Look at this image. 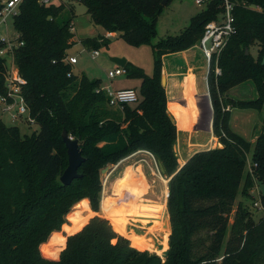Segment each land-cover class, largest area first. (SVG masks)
<instances>
[{"label": "trees", "instance_id": "trees-1", "mask_svg": "<svg viewBox=\"0 0 264 264\" xmlns=\"http://www.w3.org/2000/svg\"><path fill=\"white\" fill-rule=\"evenodd\" d=\"M162 1L20 4L13 16L18 43L14 59L26 80L22 93L39 130L22 134L0 117V264H264V191L258 219L253 194L256 185H264V0H231L235 33L220 55L221 74L216 75L212 61L207 77L213 134L221 146L194 153L181 167L175 151L177 124L162 84L163 59L196 46L206 24L219 19L224 2L209 0L179 34L154 41L158 17L171 0L166 5ZM74 2L84 4L93 23L106 33L115 32L133 46L152 47V75L131 62L124 66L129 78L141 81L135 87L137 102L111 106L101 79L73 72L69 49L80 43L99 50L110 42L105 35L77 39ZM255 45L256 55L251 51ZM7 63L8 57L0 55V96L7 94ZM246 81L254 83L256 98L229 96L230 89ZM235 108L263 112V130L254 142L231 127ZM64 129L79 139L85 158L81 176L70 185L60 180L68 166ZM139 150L162 163L170 179L171 233L164 260L133 247L119 233L127 235L118 213L103 212L110 220L79 216L72 218L73 227H63L76 205L89 209L83 199L100 210L102 170ZM108 199L104 196L103 201ZM132 244L146 243L133 239Z\"/></svg>", "mask_w": 264, "mask_h": 264}, {"label": "rangeland", "instance_id": "rangeland-1", "mask_svg": "<svg viewBox=\"0 0 264 264\" xmlns=\"http://www.w3.org/2000/svg\"><path fill=\"white\" fill-rule=\"evenodd\" d=\"M7 0H0V3H4ZM65 0H52V3L59 4ZM209 0H204L202 4H197L195 0H171L163 9V12L158 17L157 30L158 35L154 41H158L160 38L168 35H177L184 30L191 21V18L204 9ZM74 32L77 39H83L87 37H93L97 35H104L105 31L102 27L93 23L90 15L87 13V8L80 2H74ZM106 35V34H105ZM0 37L7 38L8 41H15L16 33L13 25V18L9 17L6 23L0 24ZM108 45L102 46L99 49L100 55L93 59L90 52L93 50L83 49V46L78 43L69 49V53L76 55L79 61L78 64H74L75 73H85L91 79H101L103 84H111L113 88H123L128 86H139L140 79L129 78L126 74L117 76L110 81L107 73L108 71L115 69L118 65L112 61L113 57H120L127 59V62L141 67L144 71L152 75L155 69V54L151 46L141 45L133 46L128 44L125 40L120 37H110ZM16 43V42H14ZM198 46V45H197ZM195 48L194 52L190 55L192 60L188 63L176 60L173 64L174 71L180 72L179 76L183 77L184 73L192 69L189 68L190 64L194 65L193 71L197 75V81L199 83L200 93H208L207 81L205 78L208 76L209 67L203 55L200 53V49ZM254 55L258 52V47L255 45L251 48ZM175 58L166 57V62H170ZM11 63V58L8 56V64ZM191 65V66H192ZM192 68V67H191ZM208 69V70H207ZM207 71V72H206ZM81 72V73H79ZM183 75V76H182ZM162 76L167 83L168 74L162 68ZM136 89V88H135ZM207 89V90H206ZM229 96L235 99H254L257 96L255 85L252 81H246L238 86L233 87L228 92ZM193 98V96L191 95ZM195 98V97H194ZM198 99V103H197ZM197 112L207 117L210 111V104L207 96H198L196 98ZM196 108V109H197ZM0 117L7 125H17L20 128L22 134H32L34 131L39 130V126L36 123L27 121L26 118L19 117L13 119L10 113L2 111V105L0 104ZM263 112L256 111L254 109H233L231 117V127L234 131L244 136L247 140L253 139L262 132L263 130ZM216 138V137H215ZM186 139V142H185ZM188 139V141H187ZM209 135L203 133L202 136H196V134H184L181 132L177 143L175 145V151L178 157L180 150L179 147L186 145L189 147V142L194 143L190 146V153L199 148H214L221 146L218 138L215 143L209 141ZM257 139V138H256ZM192 140V141H191ZM205 144V145H204ZM146 154V153H142ZM140 155V154H139ZM148 159H151L146 155ZM137 157H135L136 159ZM180 164V162H179ZM148 179L151 184L150 194L144 195L145 191H140L135 197L134 192L121 189L120 187L128 188L129 185L134 183V180L130 176L133 173L132 169H128L124 180L119 181L125 170L124 165H109L104 172H101V178L103 182V190L101 197L100 210L94 211L91 207L90 201L86 199L81 200L88 203L89 209L85 205H76L73 210L67 215V223L63 226L73 227V219L77 217H89L100 216L109 219L103 212L107 213H118L123 217V221L119 219L123 225L127 235L119 232L123 236L127 237L131 245L139 250H147L151 253H156L163 260L166 258V254L169 250V236L171 233V222L170 216L167 210L168 200V178L161 171L159 161L156 159L155 162L146 164ZM152 166L153 170L150 169ZM181 166V164H180ZM154 171V172H152ZM134 177V176H133ZM130 183V184H129ZM167 185V186H166ZM167 188V189H165ZM258 190H255L253 194L258 198L259 193L264 191V185H259ZM127 191V190H126ZM144 195V196H143ZM104 196L109 197L108 200H104ZM142 196V197H141ZM235 203V208L237 206ZM91 210V211H90ZM257 211V212H256ZM255 218L258 219L262 215V211L256 210ZM147 214L152 215V224L146 227L148 217ZM115 217V216H114ZM73 218V219H72ZM110 220V219H109ZM233 222V214L230 218V223ZM133 224H135L133 226ZM113 225V224H112ZM65 228H62L61 233H64ZM67 233L65 230L64 235ZM135 239L140 245L146 243L143 247L141 245H133L132 240Z\"/></svg>", "mask_w": 264, "mask_h": 264}, {"label": "built area", "instance_id": "built-area-1", "mask_svg": "<svg viewBox=\"0 0 264 264\" xmlns=\"http://www.w3.org/2000/svg\"><path fill=\"white\" fill-rule=\"evenodd\" d=\"M23 0H7L2 3L0 10V24L6 23L9 17H12L18 13L19 6ZM52 0H39L41 4H49ZM197 4H202L204 0H195ZM223 11L221 12L219 19L208 22L205 26L204 33L197 44L201 52L203 53L208 67L212 61L215 62L216 75L221 74V68L219 66V58L228 44L230 38L235 33V15H234V3L231 0H223ZM261 10V7H257ZM111 33H108L110 36ZM17 37V36H16ZM0 40L5 43V47L0 49V55L9 56L11 63L8 64V72L6 77L7 94L0 96V104L2 105V111L10 113L13 119L23 117L27 121L35 123V120L31 117L29 107L26 104V100L22 93L23 85L26 80L20 74L14 59V47L18 45L12 41H8L5 37H0ZM93 59H96L100 55L99 50H93L90 52ZM67 61L71 64L77 62V57L69 56ZM126 74V69L121 66H117L115 69L108 71L107 76L109 80L116 78L119 75ZM102 90L106 92L109 98V105L114 107H120L124 104L135 103L139 99V93L134 88L115 89L111 84L103 86ZM250 161V159H249ZM251 167V163L249 162ZM252 171V169L250 168ZM253 174V173H252ZM259 185L253 189L258 190ZM259 196L255 202V206L258 210L263 211V205Z\"/></svg>", "mask_w": 264, "mask_h": 264}, {"label": "crops", "instance_id": "crops-1", "mask_svg": "<svg viewBox=\"0 0 264 264\" xmlns=\"http://www.w3.org/2000/svg\"><path fill=\"white\" fill-rule=\"evenodd\" d=\"M104 35L108 38H110V37L117 38V33H115V32L111 33L110 36H108V33L105 32ZM195 48H199V47L196 45V46H194L188 50L181 51V52L166 56V57L175 58V59L171 60L170 62H166V60H165L166 57H164V59H163V68L168 74L167 83L165 84L167 97H168V110H169V113L171 114V116L173 117L174 121L177 124L178 138H179V135L181 132H184V134H192V135L196 134V136H202L203 133H207L209 135V138H210L209 141L211 143L212 142L215 143V140H217V139L215 138V136L213 134V127H212L213 107H212L210 95H209V92L205 93V94H201L199 92L200 88H199V83L197 81L198 80L197 75L193 71L194 65L190 64L189 68L192 69V71L189 70L187 72V74L184 73L183 74L184 76L182 75L183 77H177V76H179L180 72H176L173 69V67L175 66L173 63L176 60L186 62L189 65V62H191V60H192L190 55L192 54V52H194ZM83 49H84V47H83ZM200 53L203 55L201 50H200ZM69 56L77 57L76 55H73L70 53H69ZM203 57H204V55H203ZM78 63H79V61L77 59V62L74 64H78ZM74 64H72V68H73V72L75 73ZM207 65H208V63H207ZM79 73H81V72H79ZM205 79L207 81V78H205ZM110 81H113V79ZM102 85L106 86L108 84L104 85L102 82ZM135 87H137V86H128V87L117 88V89L135 88ZM207 87H208V84H207ZM191 95L193 96V98L191 97ZM204 95L207 96L209 104H210V111L208 112L207 117H204L202 114H199L197 112L198 108L195 107L197 105L195 102L196 98H198V96H204ZM197 103H198V99H197ZM232 113H233V110H232ZM258 135L254 139L252 137V139L250 141L254 142L256 140V138L258 137ZM187 141H188V139H187ZM185 142H186V139H185ZM192 144L194 145V143L189 142V147H187L186 145L179 147V150H180L179 154H181V155L178 157V161L180 162L181 166L184 165L186 163V161L194 153H196L198 151L210 149L209 147H207V148L203 147V148H199L195 151H192L190 153L189 151H190V149H192V148H190V146H192ZM142 153H146V154H142ZM146 155H148V157H150L151 159H148L147 157H145ZM135 157H137V158L135 159ZM155 161H156V159L151 153H149L145 150H139V151L135 152L134 154L124 158L122 161H120L118 163V165H120V166L125 164V167H126L124 172H123V175L120 178L125 176L128 169L133 170L134 174H131V175H133L134 177L130 176L131 178L134 179V183L132 184L133 186L129 185L128 188H125V187H120V188L125 190V192H128L129 190L134 192V194H135L134 200L140 191L144 190L145 191L144 195H146L148 193L150 194L151 184H150L149 179L147 177V175H148L147 169L148 168H147L146 164H150V163L155 162ZM159 164H160V162H159ZM150 169L153 170L152 166H150ZM152 172H154V171H152ZM127 177L128 176H126L124 178H127ZM124 178L120 179L119 181L122 182V180H124ZM165 189H167V188H165ZM86 200L89 202V200L87 198H86ZM146 216L149 218L147 221L146 227H149L154 220L151 219L152 215H151V218H150L149 214H147ZM134 225L135 224H133V226Z\"/></svg>", "mask_w": 264, "mask_h": 264}, {"label": "water", "instance_id": "water-1", "mask_svg": "<svg viewBox=\"0 0 264 264\" xmlns=\"http://www.w3.org/2000/svg\"><path fill=\"white\" fill-rule=\"evenodd\" d=\"M167 2L168 0H163L162 4L166 5ZM1 8L2 4L0 3V10ZM248 52V49H246V54H248ZM112 61L121 67H124L127 63V59L120 57H113ZM164 83L165 79L162 76V84L164 85ZM62 139L66 144L68 152V166L60 176V180L64 185H70L76 178L81 176V174L79 173V168L85 161V158L83 157L82 150L80 148L79 139L73 138L66 129H64L62 132ZM106 169L107 167L104 168L102 172H104ZM160 169L165 174V169L162 163H160ZM169 180L170 179L168 178V181Z\"/></svg>", "mask_w": 264, "mask_h": 264}, {"label": "bare ground", "instance_id": "bare-ground-1", "mask_svg": "<svg viewBox=\"0 0 264 264\" xmlns=\"http://www.w3.org/2000/svg\"><path fill=\"white\" fill-rule=\"evenodd\" d=\"M131 179H133V178H131ZM134 180V179H133ZM130 184V183H129ZM130 185H132V183L130 184ZM133 186V185H132ZM132 188V187H131ZM135 188V187H134ZM131 191V190H130ZM135 195V194H134Z\"/></svg>", "mask_w": 264, "mask_h": 264}]
</instances>
